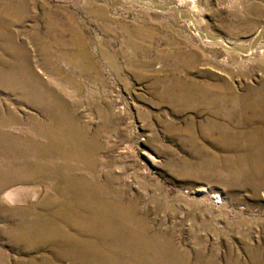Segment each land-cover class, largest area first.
I'll return each instance as SVG.
<instances>
[{
  "label": "rangeland",
  "instance_id": "obj_1",
  "mask_svg": "<svg viewBox=\"0 0 264 264\" xmlns=\"http://www.w3.org/2000/svg\"><path fill=\"white\" fill-rule=\"evenodd\" d=\"M0 264H264V0H0Z\"/></svg>",
  "mask_w": 264,
  "mask_h": 264
},
{
  "label": "bare ground",
  "instance_id": "obj_2",
  "mask_svg": "<svg viewBox=\"0 0 264 264\" xmlns=\"http://www.w3.org/2000/svg\"><path fill=\"white\" fill-rule=\"evenodd\" d=\"M58 133H59V132H58ZM13 143H14V142H13ZM18 152H19V151H18ZM16 173H17V172H16ZM21 174H22V173H21ZM26 176H27V175H26ZM2 178H3V177H2ZM3 179H4V178H3ZM3 179H2V180H3ZM16 180H17V179H16ZM20 180H21V179H20ZM7 181H8V180H7ZM17 181H18V180H17ZM13 182H14V180H13ZM5 183H7V182H5ZM20 183H21V181H20ZM7 184H8V183H7ZM13 184H14V183H13ZM5 187H6V186H5ZM77 188H78V186H77ZM14 192H15V191H13V193H14ZM5 193H6V192H5ZM16 193H17V192H16ZM17 194H18V193H17ZM14 195H15V193L13 194V197H15ZM3 196H5V195H3ZM16 196H17V195H16ZM11 197H12V194H11ZM8 198H9V196H8ZM15 199H16V198H15ZM9 201H10V200H9ZM75 222H76V221H75ZM77 239H78V237H77ZM77 242H78V241H77ZM80 242H81V241H80ZM82 243H84V242H82ZM78 245H79V244H77V246H78ZM84 247H85V246H84ZM84 247H83V248H84ZM113 251H114V250H113Z\"/></svg>",
  "mask_w": 264,
  "mask_h": 264
}]
</instances>
